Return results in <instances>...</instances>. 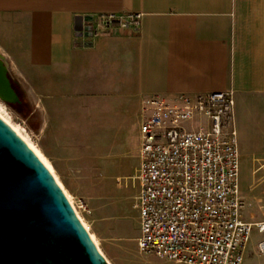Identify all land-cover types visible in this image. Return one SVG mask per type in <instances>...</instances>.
<instances>
[{
    "label": "crops",
    "instance_id": "obj_1",
    "mask_svg": "<svg viewBox=\"0 0 264 264\" xmlns=\"http://www.w3.org/2000/svg\"><path fill=\"white\" fill-rule=\"evenodd\" d=\"M138 12V31L77 36L78 16ZM0 52L15 81L44 101V127L59 109L61 123L80 131L78 117L106 101L136 119L138 146L144 97L233 88L241 168L244 157L264 159V14L238 0H0Z\"/></svg>",
    "mask_w": 264,
    "mask_h": 264
},
{
    "label": "built area",
    "instance_id": "obj_2",
    "mask_svg": "<svg viewBox=\"0 0 264 264\" xmlns=\"http://www.w3.org/2000/svg\"><path fill=\"white\" fill-rule=\"evenodd\" d=\"M143 14L82 16L89 43L119 30L138 31ZM235 90L156 94L140 104V168L132 207L139 250L179 264H244L254 229L244 217ZM264 254V236L256 246Z\"/></svg>",
    "mask_w": 264,
    "mask_h": 264
},
{
    "label": "rangeland",
    "instance_id": "obj_3",
    "mask_svg": "<svg viewBox=\"0 0 264 264\" xmlns=\"http://www.w3.org/2000/svg\"><path fill=\"white\" fill-rule=\"evenodd\" d=\"M238 1L245 12L264 14V0ZM8 55L0 52L19 99L9 102L0 97V113L50 167L107 260L111 264H179L144 254L138 247L140 223L132 207L141 162L136 119L99 101L91 110L86 108V117H78L80 131H70L75 127L61 123L59 109L51 111L44 127V101L32 99L15 81ZM110 117L113 126L107 127ZM241 181L246 211L253 219H264V159L244 157ZM263 236L254 229L244 264H264V254L256 251Z\"/></svg>",
    "mask_w": 264,
    "mask_h": 264
},
{
    "label": "water",
    "instance_id": "obj_4",
    "mask_svg": "<svg viewBox=\"0 0 264 264\" xmlns=\"http://www.w3.org/2000/svg\"><path fill=\"white\" fill-rule=\"evenodd\" d=\"M8 72L0 56V97L17 101ZM0 264H111L56 177L1 115Z\"/></svg>",
    "mask_w": 264,
    "mask_h": 264
},
{
    "label": "bare ground",
    "instance_id": "obj_5",
    "mask_svg": "<svg viewBox=\"0 0 264 264\" xmlns=\"http://www.w3.org/2000/svg\"><path fill=\"white\" fill-rule=\"evenodd\" d=\"M1 114V113H0ZM1 116L8 122V120L1 114ZM9 123V122H8ZM10 124V123H9ZM11 125V124H10ZM12 126V125H11ZM13 127V126H12ZM21 136H23L15 127H13ZM24 138V137H23ZM30 146V145H29ZM31 147V146H30ZM32 148V147H31ZM33 149V148H32ZM34 150V149H33ZM35 151V150H34ZM36 152V151H35ZM37 153V152H36ZM42 159V158H41ZM44 162V161H43ZM45 163V162H44ZM50 168V167H48ZM69 197V196H68ZM70 198V197H69ZM71 201V199H70ZM73 201V200H72Z\"/></svg>",
    "mask_w": 264,
    "mask_h": 264
}]
</instances>
